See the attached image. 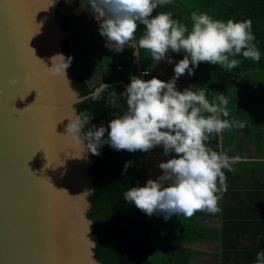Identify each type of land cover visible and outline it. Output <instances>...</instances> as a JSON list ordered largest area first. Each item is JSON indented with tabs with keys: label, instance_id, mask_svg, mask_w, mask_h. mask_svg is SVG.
<instances>
[{
	"label": "trees",
	"instance_id": "16d2710c",
	"mask_svg": "<svg viewBox=\"0 0 264 264\" xmlns=\"http://www.w3.org/2000/svg\"><path fill=\"white\" fill-rule=\"evenodd\" d=\"M194 10L207 12L213 18H250L252 21V31L261 52L259 62L238 56L240 63L229 71L202 61L189 76L190 87L194 90L204 87L209 100L224 93L229 100L228 118L246 122L242 129H225L220 134H211L206 141L213 150L238 156L239 160L235 166L232 164L231 171L224 169L227 191L217 202L219 211L198 210L190 217L176 214L164 220L162 214L148 216L123 199L122 194L128 187L142 186L148 179L144 151L115 150L105 143L98 155L89 153L93 161L90 169L93 179L87 217L92 222L89 236L95 243L94 257L100 264H189L197 253L181 244L201 240L218 243V264H253L256 252L264 250V0H172L169 5L154 9L152 14L171 11L174 17L190 25L188 17ZM67 23L62 18L63 28ZM139 27L137 25L135 38L140 36ZM86 34V43L79 42L71 33L62 44L66 59L72 57L67 66L71 71V85L80 97H84L75 108L77 113L91 117L90 125L103 123L107 129L113 113L126 107L119 96V108L107 104L108 93L122 92L134 75L136 65L131 58L123 60L121 55L111 60L108 53L99 50L101 42L91 22ZM77 49L81 52L77 53ZM137 51L139 69L149 71L150 52L139 47ZM93 53L99 55L97 61L83 59L84 55ZM125 53H130L126 46L121 54ZM179 55L183 58L184 53ZM101 74L104 75L101 82L109 87L100 100L87 98L100 82L91 84L89 78ZM148 151L163 152V148L154 147ZM173 155L167 154L168 158ZM125 162H129L126 172L122 171ZM200 218H217L218 225H203ZM154 226L162 229L163 240L162 250L151 258Z\"/></svg>",
	"mask_w": 264,
	"mask_h": 264
},
{
	"label": "clouds",
	"instance_id": "9594fccd",
	"mask_svg": "<svg viewBox=\"0 0 264 264\" xmlns=\"http://www.w3.org/2000/svg\"><path fill=\"white\" fill-rule=\"evenodd\" d=\"M171 3L172 0H81L80 8L87 7L96 17L106 46L130 44L135 49L134 56L137 47L144 48L156 62L166 59L172 63V57L166 56L169 51L183 52L184 56L175 62L174 75L167 81L156 76L145 80V71L139 76L131 75L122 92L108 93L107 104L119 108V96L126 107L113 113L107 129L103 123L90 125L91 117L77 113L66 116L69 122L64 133L73 148L79 149L77 158H85L88 153L98 155L105 143L115 150L146 152L162 146L164 155L174 153L158 164L162 175L147 179L142 186L128 187L122 194L124 200L146 215L162 214L164 220L176 214L190 217L198 210L219 211L217 202L227 191L224 169L231 171L239 157L213 150L206 141L213 133L246 126L243 120L228 118L229 100L224 93L209 100L204 87L178 90L177 78L185 71L192 75L202 61L231 71L240 63L238 56L256 62L261 58L250 18L224 20L194 10L189 14V25L171 11L152 14L154 9ZM138 24L144 26L143 34L135 38ZM55 56L64 61L65 72L72 57ZM108 87L100 79L87 98L100 100ZM128 163L122 171L126 172ZM253 264H264V250L256 252Z\"/></svg>",
	"mask_w": 264,
	"mask_h": 264
},
{
	"label": "water",
	"instance_id": "95a60500",
	"mask_svg": "<svg viewBox=\"0 0 264 264\" xmlns=\"http://www.w3.org/2000/svg\"><path fill=\"white\" fill-rule=\"evenodd\" d=\"M65 39L55 0H0V264H100L87 217L93 161L64 135L84 99L55 56L66 59Z\"/></svg>",
	"mask_w": 264,
	"mask_h": 264
},
{
	"label": "rangeland",
	"instance_id": "374dc122",
	"mask_svg": "<svg viewBox=\"0 0 264 264\" xmlns=\"http://www.w3.org/2000/svg\"><path fill=\"white\" fill-rule=\"evenodd\" d=\"M80 0H75V2H79ZM55 5L57 9V15L59 18V22L61 24L62 18L68 21L65 29L66 37L71 35V33L75 36V38L82 43H85L88 38L85 36L84 29L86 26L85 12H76V6L71 2V0H55ZM81 50L77 49V53H80ZM92 55H87L85 59H91ZM101 76L89 78L91 84H95L100 81ZM182 89V86H181ZM146 153V161L148 164V179H155L158 176L162 175L163 170L158 167V164L161 161L167 159V155L156 151H148ZM235 166V163H233ZM87 179H90L91 174L89 167L86 172ZM199 222L203 225L216 227L218 225L217 218H200ZM152 240V248H151V258H153L158 252L162 250V229L160 226H154L151 234ZM186 247H189L196 251L195 259L191 260L189 264H218V259L216 254L218 253L219 247L218 243L210 240H201L199 242H194L192 244H181Z\"/></svg>",
	"mask_w": 264,
	"mask_h": 264
},
{
	"label": "crops",
	"instance_id": "0c3cea01",
	"mask_svg": "<svg viewBox=\"0 0 264 264\" xmlns=\"http://www.w3.org/2000/svg\"><path fill=\"white\" fill-rule=\"evenodd\" d=\"M71 2L73 4H75V5L78 4L76 6V10H77L76 12H82V11L85 12V19H86V26H85V29H84L85 36H87L86 30L88 28V23L89 22L92 23V25H93V27L95 29L96 35L99 36V42H101V45H100L101 48L99 50L105 51L106 53H108L107 56L111 60H117L119 55H121L120 58H122L123 60H129L131 58V61L136 65V69L139 68V64L138 63L140 61V57H139L138 51H137L138 47L136 48V55L134 56L133 52L135 51V49L133 47H130V44H125L123 46H119V45H116L115 43H113L110 46H106L105 38L102 37L100 35L99 31H98V21H97L96 17L88 10L87 7L83 8V9L80 8L81 0L79 2H75V0H71ZM158 8H163V6H160ZM138 25L140 26L139 27L140 35H142L143 34V25L142 24H138ZM87 38H88V36H87ZM124 46H126L127 49L129 50V52H130L129 54H126V53L124 55L121 54L122 53L121 47H124ZM180 53L181 52L169 51L166 54V56H171L172 57V63H168L166 59H162V60L156 62L152 58L151 68L149 70L150 74L152 76L154 75V76H157V77H172L174 75V73H173V65L175 64V62H177L179 59H181V57L179 55ZM87 55H92L93 56L91 59L83 58L84 60H87V61H97L98 57H99V55L97 53L86 54V55H84V57L87 56ZM99 76H101V80L104 79V75L101 74V75H98L96 77H99ZM189 76L190 75L185 71L184 74H182L180 77H178L181 80V83H182V85H181L182 86V90L184 88H186V87H190ZM156 148H162V146H156ZM156 152L163 153L162 151H156ZM145 158H146V153H145ZM167 158H168V156H167Z\"/></svg>",
	"mask_w": 264,
	"mask_h": 264
},
{
	"label": "built area",
	"instance_id": "2783aa9c",
	"mask_svg": "<svg viewBox=\"0 0 264 264\" xmlns=\"http://www.w3.org/2000/svg\"><path fill=\"white\" fill-rule=\"evenodd\" d=\"M118 69H120V67ZM145 71L147 72V75L143 76V79H145V80L150 79L151 78V74L147 70H142V69L137 68L135 73H134V75L139 76L142 72H145ZM158 78L167 81L171 77H158ZM181 85H182L181 80L179 78H177L176 87H177L178 90H181Z\"/></svg>",
	"mask_w": 264,
	"mask_h": 264
},
{
	"label": "bare ground",
	"instance_id": "6f19581e",
	"mask_svg": "<svg viewBox=\"0 0 264 264\" xmlns=\"http://www.w3.org/2000/svg\"><path fill=\"white\" fill-rule=\"evenodd\" d=\"M84 167H85V165H84L83 168L81 169V175H82V177H83V179H84V181H85V183H86V186H87V180H86V178H85V170H84ZM86 192H87V187H86L85 191L81 194V200H82L83 203H84L83 198H84ZM83 208H84V206H83ZM82 211H83V209H82ZM85 229H86V228H85ZM83 240H84V238H83ZM85 242H86V241H85ZM85 242H84V245H85V248H86L87 253H88V244L85 243Z\"/></svg>",
	"mask_w": 264,
	"mask_h": 264
}]
</instances>
